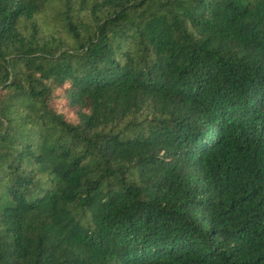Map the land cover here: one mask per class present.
Returning a JSON list of instances; mask_svg holds the SVG:
<instances>
[{
    "label": "trees",
    "instance_id": "obj_1",
    "mask_svg": "<svg viewBox=\"0 0 264 264\" xmlns=\"http://www.w3.org/2000/svg\"><path fill=\"white\" fill-rule=\"evenodd\" d=\"M0 264H264V0H0Z\"/></svg>",
    "mask_w": 264,
    "mask_h": 264
}]
</instances>
